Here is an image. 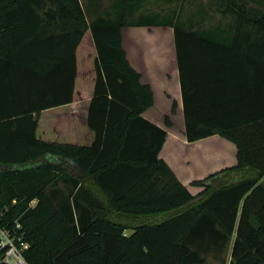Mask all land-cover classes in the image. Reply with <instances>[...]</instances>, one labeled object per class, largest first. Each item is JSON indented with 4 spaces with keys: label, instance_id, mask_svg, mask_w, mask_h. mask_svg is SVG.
<instances>
[{
    "label": "trees",
    "instance_id": "obj_1",
    "mask_svg": "<svg viewBox=\"0 0 264 264\" xmlns=\"http://www.w3.org/2000/svg\"><path fill=\"white\" fill-rule=\"evenodd\" d=\"M145 1L89 22L94 0H0V227L21 225L29 264H264V1L214 0L228 30L141 13ZM126 27L174 29L188 142L237 147L196 196L143 116L154 92Z\"/></svg>",
    "mask_w": 264,
    "mask_h": 264
},
{
    "label": "crops",
    "instance_id": "obj_2",
    "mask_svg": "<svg viewBox=\"0 0 264 264\" xmlns=\"http://www.w3.org/2000/svg\"><path fill=\"white\" fill-rule=\"evenodd\" d=\"M166 12L157 6L159 0H146L140 12L145 14H170L172 3L163 0ZM253 1V0H252ZM84 5V3H83ZM93 18L100 14L91 8ZM174 7V6H172ZM264 10V8H262ZM202 30L215 28L202 25ZM122 46L131 66L141 75V82L150 85L154 92V104L143 116L166 130L167 141L160 157L175 172L179 180L193 194V182L237 164V147L225 138L212 137L190 143L186 136L183 96L178 68L174 29L172 27H126L122 30ZM204 78V77H203ZM204 84L202 90H208ZM175 107V111H174ZM201 190V189H200ZM194 195V194H193ZM36 202L33 203L35 205Z\"/></svg>",
    "mask_w": 264,
    "mask_h": 264
},
{
    "label": "rangeland",
    "instance_id": "obj_3",
    "mask_svg": "<svg viewBox=\"0 0 264 264\" xmlns=\"http://www.w3.org/2000/svg\"><path fill=\"white\" fill-rule=\"evenodd\" d=\"M114 0H94L95 5L98 7L97 11L98 13H101L102 11H105L109 9L110 5L112 4ZM231 0H226V3H229ZM244 2L247 4V8H257L259 7L254 1L252 0H238V3ZM264 1V0H263ZM84 3V7L87 9L88 4ZM163 0H159L157 3V6L161 12H166L167 6L164 5ZM174 6V7H172ZM172 6H170L171 9H176L177 13L181 12L180 18H182V21H190V22H199L202 18L205 19L202 22V25L208 26V27H218V26H225L229 27L233 24V17L231 15L224 14L222 11H218V6L215 4L214 0H176V3H172ZM88 18L91 20L93 16H90L87 12ZM95 17V16H94ZM220 171V170H219ZM214 171L213 173L219 172ZM212 173V174H213ZM211 175V174H210ZM200 188V187H197ZM201 189V190H200ZM200 189H194L193 194L196 196L198 195L203 188ZM132 230H127L125 232V236L132 235ZM227 261L230 260V252L228 253ZM224 256L222 257H215L213 255H210L208 257V262L210 264H223Z\"/></svg>",
    "mask_w": 264,
    "mask_h": 264
},
{
    "label": "built area",
    "instance_id": "obj_4",
    "mask_svg": "<svg viewBox=\"0 0 264 264\" xmlns=\"http://www.w3.org/2000/svg\"><path fill=\"white\" fill-rule=\"evenodd\" d=\"M2 211H0V223L2 219ZM16 228L21 229V225L17 224ZM10 229L0 227V252L3 255L0 264H29L25 257L28 245L23 241V236Z\"/></svg>",
    "mask_w": 264,
    "mask_h": 264
}]
</instances>
